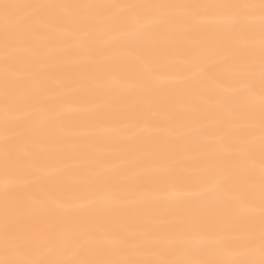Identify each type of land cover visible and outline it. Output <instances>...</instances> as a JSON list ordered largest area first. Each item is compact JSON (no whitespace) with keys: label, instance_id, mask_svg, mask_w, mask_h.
<instances>
[{"label":"snow or ice","instance_id":"1","mask_svg":"<svg viewBox=\"0 0 264 264\" xmlns=\"http://www.w3.org/2000/svg\"><path fill=\"white\" fill-rule=\"evenodd\" d=\"M0 264H264V0H0Z\"/></svg>","mask_w":264,"mask_h":264}]
</instances>
